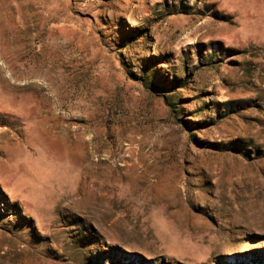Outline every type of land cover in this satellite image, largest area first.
Here are the masks:
<instances>
[{"label": "rangeland", "instance_id": "1", "mask_svg": "<svg viewBox=\"0 0 264 264\" xmlns=\"http://www.w3.org/2000/svg\"><path fill=\"white\" fill-rule=\"evenodd\" d=\"M46 1L0 0V264H264V0H80L90 67Z\"/></svg>", "mask_w": 264, "mask_h": 264}, {"label": "crops", "instance_id": "2", "mask_svg": "<svg viewBox=\"0 0 264 264\" xmlns=\"http://www.w3.org/2000/svg\"><path fill=\"white\" fill-rule=\"evenodd\" d=\"M78 1L80 0H64L62 8L68 10L61 14L56 26L59 27L61 32L63 31L65 41L72 46L70 57L72 59H82L86 67L95 66L110 53L106 52L102 39L97 36L95 30L97 21L95 24H88L85 18L76 13V10L80 9V2ZM46 3L49 7L47 9L53 10L54 0H47Z\"/></svg>", "mask_w": 264, "mask_h": 264}, {"label": "trees", "instance_id": "3", "mask_svg": "<svg viewBox=\"0 0 264 264\" xmlns=\"http://www.w3.org/2000/svg\"><path fill=\"white\" fill-rule=\"evenodd\" d=\"M139 32L144 33V30L143 29H140ZM174 82H178L180 88H182L184 85H187L188 84V81H185V80H182V81L181 80H177V81L175 80ZM172 95L177 96L176 94H172ZM170 98L171 97L167 96V101L169 103H171ZM262 153H263V156H264V151Z\"/></svg>", "mask_w": 264, "mask_h": 264}]
</instances>
